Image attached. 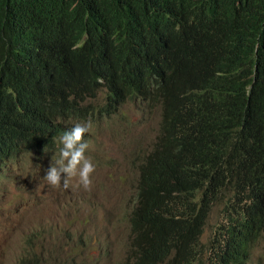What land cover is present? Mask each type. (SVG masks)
<instances>
[{"label":"trees","instance_id":"16d2710c","mask_svg":"<svg viewBox=\"0 0 264 264\" xmlns=\"http://www.w3.org/2000/svg\"><path fill=\"white\" fill-rule=\"evenodd\" d=\"M263 101L264 0H0V156L40 126L157 106L134 218L264 172Z\"/></svg>","mask_w":264,"mask_h":264},{"label":"rangeland","instance_id":"374dc122","mask_svg":"<svg viewBox=\"0 0 264 264\" xmlns=\"http://www.w3.org/2000/svg\"><path fill=\"white\" fill-rule=\"evenodd\" d=\"M99 120H88L91 129L84 134L96 163L88 189L76 188L73 182L62 190L42 186L41 168L28 154L3 167L12 178L16 163L21 178L30 174L32 179L22 192L19 216L14 214L12 182L0 179V264H17L21 258H26L28 264L122 263L129 240L128 218L134 207L138 164L157 135L159 109L127 103ZM24 200L26 208L30 204L42 210V215L22 216ZM217 221L215 209L202 236L203 244L208 243ZM260 257L264 258V239L255 251V261Z\"/></svg>","mask_w":264,"mask_h":264},{"label":"clouds","instance_id":"9594fccd","mask_svg":"<svg viewBox=\"0 0 264 264\" xmlns=\"http://www.w3.org/2000/svg\"><path fill=\"white\" fill-rule=\"evenodd\" d=\"M255 110L264 117V101L257 103ZM113 114L115 112L105 117ZM90 129V122L80 121L40 126L29 142H19L0 156V179L10 180L14 187V214L21 212L22 192L28 188L32 177L26 174L22 179L19 165L15 163L13 176L9 178L3 167L28 154L41 168L42 186L62 190L73 182L76 188L88 189L96 171L94 155L84 135ZM50 137L52 144L48 142ZM152 147L138 164V173ZM136 196L128 218L129 240L121 264H156L154 246L157 239L162 242L164 251L161 264H264V258L257 261L254 258L264 239V172L254 179L242 177L222 188H202L191 205L168 199L156 208L148 207L138 218L132 217ZM24 204L22 216L42 215V210L32 208L30 204L26 208L27 200ZM215 209L218 221L208 243L203 244L202 236ZM33 210L38 213L34 214ZM27 246L32 248L31 241ZM17 264H28V260L21 258Z\"/></svg>","mask_w":264,"mask_h":264}]
</instances>
